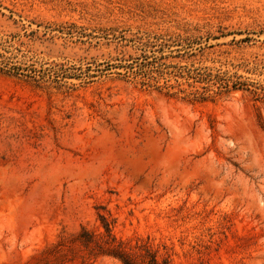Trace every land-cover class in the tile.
I'll return each instance as SVG.
<instances>
[{"label":"rangeland","instance_id":"rangeland-1","mask_svg":"<svg viewBox=\"0 0 264 264\" xmlns=\"http://www.w3.org/2000/svg\"><path fill=\"white\" fill-rule=\"evenodd\" d=\"M99 213L160 262L264 264V0H0V264H81Z\"/></svg>","mask_w":264,"mask_h":264},{"label":"trees","instance_id":"trees-1","mask_svg":"<svg viewBox=\"0 0 264 264\" xmlns=\"http://www.w3.org/2000/svg\"><path fill=\"white\" fill-rule=\"evenodd\" d=\"M62 69L63 67L61 65L59 67V70H61L62 76L68 77V73H65L66 71ZM4 70L14 75L24 74L38 87H42V83L48 81L49 78H45L47 75L49 77L50 73L56 74L54 75L56 78L59 76V72L53 70L52 68H48L44 71L29 68L27 69V73H22L19 66L12 65ZM78 70L80 74H82L76 75L78 77L84 76L88 78L93 76L88 73V71L90 70V66H87V69L84 71H82L81 68H78ZM97 70L100 71V69ZM56 78L52 81H57L58 79ZM226 82L227 81H225V83ZM232 85L245 88L243 87L244 84L239 82H233ZM251 92L258 95V93H256L257 91L254 89H252ZM98 217L104 229V234H95L92 231L88 230L85 226H81L80 230L75 235H73L72 239L74 242V246H71L69 250L73 252L75 256L81 258V264H87L86 259H88L89 256L109 257L117 259L119 262H121V264H167L164 260L160 262L156 252H154L149 246H146L144 244L136 245L137 251L134 252L131 251V249L126 248L124 242L119 241L115 238L112 232V223L107 219V217L100 213L98 214ZM65 246L66 245L63 241H59L47 251H49L48 253L53 254L54 258L64 260L65 258H67V253L64 250ZM83 251H85L87 255H85Z\"/></svg>","mask_w":264,"mask_h":264}]
</instances>
